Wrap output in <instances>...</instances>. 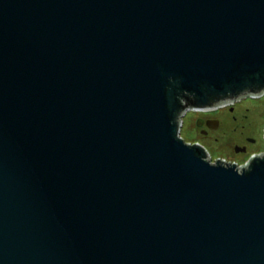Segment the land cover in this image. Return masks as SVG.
<instances>
[{
    "label": "water",
    "instance_id": "water-1",
    "mask_svg": "<svg viewBox=\"0 0 264 264\" xmlns=\"http://www.w3.org/2000/svg\"><path fill=\"white\" fill-rule=\"evenodd\" d=\"M253 95L264 0H0V264H264V152L181 134Z\"/></svg>",
    "mask_w": 264,
    "mask_h": 264
},
{
    "label": "rangeland",
    "instance_id": "rangeland-1",
    "mask_svg": "<svg viewBox=\"0 0 264 264\" xmlns=\"http://www.w3.org/2000/svg\"><path fill=\"white\" fill-rule=\"evenodd\" d=\"M262 96L256 97L250 105H244L242 100H246L251 97H241L238 100L232 101L233 103L226 104L233 107L227 109V111H221L220 114L230 113L232 116H237L234 119L236 122L230 129L223 127L218 130H212L207 135L201 134L199 138H196L194 128L195 119L198 112H188L183 118V125L181 127L182 137L188 143H195L201 141L206 145L209 151V156L213 162L217 159H224L229 162H235L238 165H244L250 159L253 154H260L264 152V98ZM241 103V104H240ZM225 106V105H223ZM247 109L240 114V108ZM214 108V107H213ZM220 114L216 116L221 119ZM245 115V116H243ZM215 133V135H214ZM214 139L216 141V148H211L210 144H207L208 139ZM246 147V152H236L235 147ZM244 158V159H243Z\"/></svg>",
    "mask_w": 264,
    "mask_h": 264
},
{
    "label": "flooded vegetation",
    "instance_id": "flooded-vegetation-1",
    "mask_svg": "<svg viewBox=\"0 0 264 264\" xmlns=\"http://www.w3.org/2000/svg\"><path fill=\"white\" fill-rule=\"evenodd\" d=\"M229 107L230 106L225 105V106L219 108V110L227 111V109L231 108V112H232L233 107H230V108ZM215 111H216L215 108L214 109L212 108L209 110L200 109V110L194 111V112H198L197 113L198 115L196 116V119H195V125H196L195 129H197L200 132L199 136H201V134L207 135L208 133H210V131L218 130L222 126L223 121H224L222 114L220 115L221 116V119H220L216 116L218 113H216ZM232 117H233V119L238 118L237 116H232ZM217 121H219V124ZM216 126H218V127L216 128ZM201 140H202V138H200V142H202V143L205 142V141H201ZM197 142H195V143H197Z\"/></svg>",
    "mask_w": 264,
    "mask_h": 264
},
{
    "label": "bare ground",
    "instance_id": "bare-ground-1",
    "mask_svg": "<svg viewBox=\"0 0 264 264\" xmlns=\"http://www.w3.org/2000/svg\"><path fill=\"white\" fill-rule=\"evenodd\" d=\"M256 95H253L251 98H247L246 100H242L241 101V103H243V102H245L244 103V105H250V104H252V101L254 100V99H256ZM262 98H264V95H262V97H261V99ZM228 103H233V102H226V103H224V104H228ZM240 103V104H241ZM223 107V106H222ZM219 108H221V107H217V108H215L216 109V113H218V114H220L221 113V110H219ZM247 108H246V106H245V108H243L242 106H241V108H240V114L243 112V111H245ZM204 110H209L208 108H204ZM190 111H195V110H190ZM190 111H188V112H190ZM247 111H248V109H247ZM187 112V113H188ZM186 113V114H187ZM221 115V114H220ZM243 116H245V115H243ZM222 117H223V124H222V127H223V129L224 128H226V129H230L233 125H234V123L236 122L234 119H233V117H232V115L228 112V113H225V114H222ZM221 127V128H222ZM194 131H195V137L196 138H199V134H200V132L197 130V129H195L194 128ZM214 135H215V133H214ZM264 139V138H263ZM206 141H208L207 142V144H210L211 145V148H216V141L213 139H208V140H206ZM197 143H200L201 145H203L204 147H206V145L205 144H203L202 142H200V141H198ZM207 148V147H206ZM207 150H208V148H207ZM244 159V158H243Z\"/></svg>",
    "mask_w": 264,
    "mask_h": 264
}]
</instances>
